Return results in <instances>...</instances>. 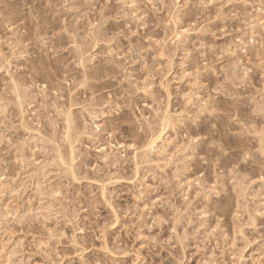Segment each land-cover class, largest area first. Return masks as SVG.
Segmentation results:
<instances>
[{
    "label": "rangeland",
    "instance_id": "obj_1",
    "mask_svg": "<svg viewBox=\"0 0 264 264\" xmlns=\"http://www.w3.org/2000/svg\"><path fill=\"white\" fill-rule=\"evenodd\" d=\"M0 264H264V0H0Z\"/></svg>",
    "mask_w": 264,
    "mask_h": 264
},
{
    "label": "bare ground",
    "instance_id": "obj_2",
    "mask_svg": "<svg viewBox=\"0 0 264 264\" xmlns=\"http://www.w3.org/2000/svg\"><path fill=\"white\" fill-rule=\"evenodd\" d=\"M177 0H175V2H176ZM262 26V25H261ZM250 27H252V26H250ZM177 29V28H176ZM183 32H175V35H174V37H176L177 39H180V36L181 35H183L182 34ZM182 38V37H181ZM180 41V40H179ZM10 79H11V76L9 77ZM9 79V80H10ZM13 79V78H12ZM11 79V80H12ZM9 81L10 82V87H9V94L10 95H15V98L13 97V99H15V100H17V103H15V107H18V113L22 116V118H23V114H24V112H23V108L21 109V106H22V104L20 103V102H22V100L20 101V98H21V95L22 94H20V93H22V91L19 89V86H21V84H18L19 83V81L18 80H15V79H13L12 81ZM18 81V82H17ZM22 87V86H21ZM20 87V88H21ZM165 89V88H164ZM21 91V92H20ZM166 91V90H165ZM23 98V97H22ZM20 101V102H19ZM23 103V102H22ZM168 105V104H167ZM166 105V108L168 107ZM15 109H17V108H15ZM61 112V111H60ZM63 112H65V111H63ZM68 112H70L69 110L68 111H66L65 113H63V119L64 120H62L63 122H64V127H63V131H62V133L61 132H59V133H61V137H60V135L58 136L59 138H58V140L57 141H59V142H61L62 143V145H65V148H64V150L63 151H61L60 149H59V147L57 148V146H56V148H57V150H56V148H55V150H54V152H55V155H56V159H58V161H59V163H60V166L62 165V166H65V167H67L66 168V171H68L67 173L68 174H70V178L72 177L73 178V180L72 181H74V176H75V174H74V169H73V167H74V165H73V163H74V161H75V154H74V152H75V148H77L76 146L78 145L77 144V137H79V132H78V134H77V136H76V132H75V128L77 127H74L73 125L76 123H72V118L70 119V115H68ZM166 112H167V110H166ZM62 113V112H61ZM60 113V114H61ZM164 114V113H163ZM170 115V114H169ZM168 115V112L167 113H165L164 115H163V117L161 118V121H160V126H159V128L157 129V130H155L154 131V133L153 132H151V134H152V136L151 137H149L150 139H149V141H148V143H146V147H145V150L143 149V152H141V154H142V158L144 159V157H147V155H148V153L147 152H149V151H151L152 149H154V147H157V146H155L157 143H161L162 142V140H163V136L165 135V133H166V129L169 127V124L170 123H172V122H170V116ZM25 118V117H24ZM20 121H21V119H20ZM74 121V120H73ZM25 122H24V120L22 119V124H24ZM51 123V122H50ZM53 124V123H52ZM55 124V123H54ZM48 125V124H47ZM20 126V125H19ZM28 125H22V127H25L24 129H26V127H27ZM48 126H50V125H48ZM46 128H47V126H46ZM52 128V127H51ZM51 128H50V130H51ZM54 128V127H53ZM27 129H28V127H27ZM30 129V128H29ZM48 129V128H47ZM46 129V130H47ZM97 125H96V131H97ZM78 130V129H77ZM201 130V129H200ZM26 131H28V132H31V129L30 130H26ZM53 130H51V134L53 133L52 132ZM153 131V130H152ZM202 131V130H201ZM47 132V131H46ZM48 132H49V130H48ZM100 132V131H99ZM54 133L56 134V131H54ZM59 133H57V134H59ZM96 133V132H95ZM48 134V133H47ZM46 134V135H47ZM55 134H52V136L54 137V139H55V136L57 135H55ZM94 134V133H93ZM192 134V133H191ZM51 136V137H52ZM81 136V135H80ZM49 138H50V136H49ZM57 139V138H56ZM51 140H53V138L51 139ZM50 140V141H51ZM146 141V142H147ZM52 142V141H51ZM55 142V141H54ZM116 144V143H115ZM54 145V144H53ZM108 145V144H107ZM55 146V145H54ZM115 147H117L116 145H113V144H111V143H109V150H107L106 149V151H112V149H115ZM121 147V146H120ZM120 147H118V148H120ZM101 149V148H100ZM101 150H105L104 148L103 149H101ZM118 150V149H117ZM105 151V152H106ZM98 152V151H97ZM104 152V153H105ZM100 153H101V151H100ZM107 154V153H106ZM147 154V155H146ZM104 156V155H103ZM141 156V155H140ZM105 158H107V156H104V159L103 160H105ZM111 158V157H110ZM112 160V159H111ZM114 160V159H113ZM104 162V161H103ZM105 162H107V161H105ZM113 162H117V161H113ZM112 161L110 162V163H113ZM118 163V162H117ZM117 163H113V164H117ZM108 164V163H107ZM134 164H136L135 163V161H134ZM116 166V165H115ZM135 166H137V165H135ZM65 167H62L63 168V171H64V169H65ZM120 167V166H119ZM120 169V168H119ZM66 171H64V172H66ZM69 176V175H68ZM77 177V176H76ZM68 179H69V177H68ZM98 182V181H97ZM103 187V186H102ZM105 189V188H104ZM104 189H102V190H104ZM102 193H104V191H102L101 192V195H102ZM103 196V195H102ZM103 198V197H102Z\"/></svg>",
    "mask_w": 264,
    "mask_h": 264
}]
</instances>
